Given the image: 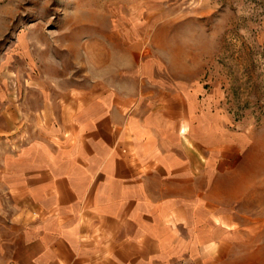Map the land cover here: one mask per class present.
<instances>
[{
  "label": "rangeland",
  "instance_id": "rangeland-1",
  "mask_svg": "<svg viewBox=\"0 0 264 264\" xmlns=\"http://www.w3.org/2000/svg\"><path fill=\"white\" fill-rule=\"evenodd\" d=\"M33 88L171 120L207 264H264V0H0V109L42 102ZM0 195L9 236L15 209Z\"/></svg>",
  "mask_w": 264,
  "mask_h": 264
},
{
  "label": "crops",
  "instance_id": "crops-1",
  "mask_svg": "<svg viewBox=\"0 0 264 264\" xmlns=\"http://www.w3.org/2000/svg\"><path fill=\"white\" fill-rule=\"evenodd\" d=\"M33 91L42 102L0 109V133L11 134L0 192L16 224L0 232V264L214 262L190 230V154L167 146L171 120L87 93L51 103Z\"/></svg>",
  "mask_w": 264,
  "mask_h": 264
}]
</instances>
